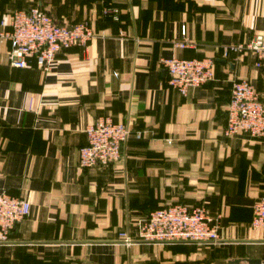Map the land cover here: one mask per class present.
I'll return each mask as SVG.
<instances>
[{"label":"crops","instance_id":"0c3cea01","mask_svg":"<svg viewBox=\"0 0 264 264\" xmlns=\"http://www.w3.org/2000/svg\"><path fill=\"white\" fill-rule=\"evenodd\" d=\"M32 6L96 34L61 48L47 72L12 67L0 38V190L30 202L0 241V264H264V230L250 226L264 137L224 133L233 80L248 79L264 103V68L220 50L264 39V0H0V21ZM171 56L212 57V80L181 95L161 64ZM106 115L132 132L118 161L82 168L85 129ZM174 203L204 206L219 240L119 236Z\"/></svg>","mask_w":264,"mask_h":264},{"label":"built area","instance_id":"2783aa9c","mask_svg":"<svg viewBox=\"0 0 264 264\" xmlns=\"http://www.w3.org/2000/svg\"><path fill=\"white\" fill-rule=\"evenodd\" d=\"M0 38L9 42L8 61L12 67L35 66L43 72L50 70L61 48L78 44L85 46L96 34L93 26L82 21L75 24H60L39 6L28 10H15L0 21ZM185 33L183 32V35ZM184 48L185 40L174 42ZM221 55L231 52L239 55L250 53L254 67L264 68V39L255 34L250 40L222 46ZM166 83L181 95L191 88L201 86L213 78L212 57L162 58ZM225 135L246 134L252 138L264 137V103L254 85L245 78L233 80L226 108ZM132 132L122 121L111 116L98 117L85 129L87 143L79 148L78 164L82 168L104 167L119 160L121 146ZM141 138L140 131L135 132ZM170 142V140H169ZM30 212V202L23 197L11 196L0 190V241H7L10 231ZM252 228L264 230V192L252 206ZM125 242L134 240L149 242H217L218 223L202 205L189 207L174 203L152 210L134 222L130 228L119 232Z\"/></svg>","mask_w":264,"mask_h":264},{"label":"trees","instance_id":"16d2710c","mask_svg":"<svg viewBox=\"0 0 264 264\" xmlns=\"http://www.w3.org/2000/svg\"><path fill=\"white\" fill-rule=\"evenodd\" d=\"M54 19V18H53ZM55 20V19H54ZM56 21V20H55ZM57 22V21H56ZM9 47H10V44H9ZM9 49V48H8ZM7 57H8V55H7ZM8 59V58H7ZM9 62V61H8ZM15 68H17V67H15ZM162 206H165V205H162ZM187 206H189V205H187ZM192 206H196V205H192ZM192 206H189V207H192ZM159 207H161V206H159ZM149 214V213H148Z\"/></svg>","mask_w":264,"mask_h":264},{"label":"water","instance_id":"95a60500","mask_svg":"<svg viewBox=\"0 0 264 264\" xmlns=\"http://www.w3.org/2000/svg\"><path fill=\"white\" fill-rule=\"evenodd\" d=\"M249 261H254V260H249Z\"/></svg>","mask_w":264,"mask_h":264}]
</instances>
